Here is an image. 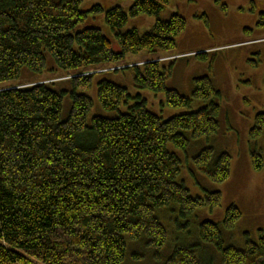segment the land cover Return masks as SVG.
I'll return each mask as SVG.
<instances>
[{"label":"trees","instance_id":"obj_1","mask_svg":"<svg viewBox=\"0 0 264 264\" xmlns=\"http://www.w3.org/2000/svg\"><path fill=\"white\" fill-rule=\"evenodd\" d=\"M83 1L0 0V264H129L138 249L154 251L156 264H264L261 229L257 240L246 237L235 247L226 244L218 223L200 221L179 242L168 222L176 214L187 225L197 209L220 204L221 192L202 187L198 173L214 183L232 174L226 150L209 142L198 146L185 161L191 159L190 173L203 194L191 195L185 161L169 148L186 151L220 126L212 61L193 79L191 96L167 86L171 62L120 68L130 71L134 88L163 92L168 107L189 108L185 112L163 118L140 93L102 78L98 103L113 115L88 116L93 100L85 90L93 75L83 71L122 63L128 55L174 51L186 19L177 12L161 17L171 0H130L128 10L100 4L81 10ZM142 14L154 17L149 31L125 28ZM47 54L71 75L64 84L1 86L19 79L23 68L42 73ZM66 96L70 106L63 114ZM194 100L201 102L195 109ZM263 130L259 112L251 139ZM250 161L255 170L264 168L258 147L250 148ZM240 218L231 204L221 225L231 229Z\"/></svg>","mask_w":264,"mask_h":264},{"label":"rangeland","instance_id":"obj_2","mask_svg":"<svg viewBox=\"0 0 264 264\" xmlns=\"http://www.w3.org/2000/svg\"><path fill=\"white\" fill-rule=\"evenodd\" d=\"M94 4H100L106 9L119 5L128 10L132 2L84 0L80 8L86 10ZM176 12L186 19V27L176 38L177 46L174 51L128 55L122 63L83 71L82 74L93 75L91 87L85 90V94L93 100L88 116L113 115L104 111L98 103L96 84L102 78L127 87L133 95L140 93L147 100L148 109L163 118L185 112L189 108L168 107L163 92L153 93L134 88L130 71L122 72L120 68L140 66L149 61L171 62L172 72L167 86L177 89L185 96H191L193 79L206 74L212 61L213 84L221 92L220 126L208 141L203 139L193 143L186 151L175 149L172 145L169 148L177 152L183 162L186 155L191 157L199 150L196 149L198 146L210 143L216 150H226L230 154L232 174L226 182L214 183L198 173L202 187L221 192L220 204L213 209H197L194 212L195 219L190 220L187 225L176 214L175 220L168 222L179 242L186 239L185 233H195L200 221L208 220L220 224L226 244L242 247L246 237L257 240L258 230L264 231V168L255 170L250 161V148L254 146L261 150L264 158V130L255 141L250 136L255 115L264 112V26L257 25L260 13L264 14V0H171L161 17L166 19ZM153 24V16L142 14L129 18L125 28H137L144 33ZM112 42L117 47L114 39ZM199 53H205V56H196ZM70 76L59 69L47 54L46 68L42 73H32L23 68L19 79L7 81L1 86H16L32 81L56 82L59 85L64 84ZM200 105L201 102L194 100L192 108ZM69 106L70 98L66 96L63 114L67 113ZM184 163L182 175L186 187L191 195H202L201 187L190 173V168L193 167L191 159ZM231 204L240 210L241 218L227 230L221 223L226 208ZM161 222L167 226L164 219ZM150 251L151 253L146 254L143 249L135 250L138 257L130 258L129 264H156L155 253Z\"/></svg>","mask_w":264,"mask_h":264},{"label":"flooded vegetation","instance_id":"obj_3","mask_svg":"<svg viewBox=\"0 0 264 264\" xmlns=\"http://www.w3.org/2000/svg\"><path fill=\"white\" fill-rule=\"evenodd\" d=\"M257 25L258 26H264V14L263 13H260V18L257 22Z\"/></svg>","mask_w":264,"mask_h":264}]
</instances>
